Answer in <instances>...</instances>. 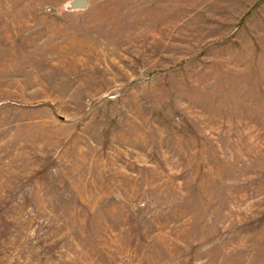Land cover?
I'll return each instance as SVG.
<instances>
[{
	"label": "rangeland",
	"instance_id": "rangeland-1",
	"mask_svg": "<svg viewBox=\"0 0 264 264\" xmlns=\"http://www.w3.org/2000/svg\"><path fill=\"white\" fill-rule=\"evenodd\" d=\"M70 1L0 0V264H264V0Z\"/></svg>",
	"mask_w": 264,
	"mask_h": 264
},
{
	"label": "water",
	"instance_id": "water-1",
	"mask_svg": "<svg viewBox=\"0 0 264 264\" xmlns=\"http://www.w3.org/2000/svg\"><path fill=\"white\" fill-rule=\"evenodd\" d=\"M69 5L72 8H86L88 5V0H72Z\"/></svg>",
	"mask_w": 264,
	"mask_h": 264
},
{
	"label": "bare ground",
	"instance_id": "bare-ground-1",
	"mask_svg": "<svg viewBox=\"0 0 264 264\" xmlns=\"http://www.w3.org/2000/svg\"><path fill=\"white\" fill-rule=\"evenodd\" d=\"M147 2H148V1H147ZM147 2H146V3H147ZM134 7H135V6H134Z\"/></svg>",
	"mask_w": 264,
	"mask_h": 264
}]
</instances>
